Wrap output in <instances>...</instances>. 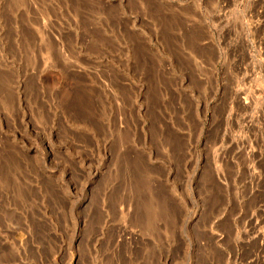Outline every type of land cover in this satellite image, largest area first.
I'll list each match as a JSON object with an SVG mask.
<instances>
[{
	"label": "rangeland",
	"instance_id": "374dc122",
	"mask_svg": "<svg viewBox=\"0 0 264 264\" xmlns=\"http://www.w3.org/2000/svg\"><path fill=\"white\" fill-rule=\"evenodd\" d=\"M261 236L264 0H0V264H264Z\"/></svg>",
	"mask_w": 264,
	"mask_h": 264
},
{
	"label": "bare ground",
	"instance_id": "6f19581e",
	"mask_svg": "<svg viewBox=\"0 0 264 264\" xmlns=\"http://www.w3.org/2000/svg\"><path fill=\"white\" fill-rule=\"evenodd\" d=\"M256 227V226H255ZM255 227H252L251 229H255ZM264 236H261V238H263ZM257 241V240H256ZM256 241H254V242H256ZM253 243V242H252Z\"/></svg>",
	"mask_w": 264,
	"mask_h": 264
}]
</instances>
